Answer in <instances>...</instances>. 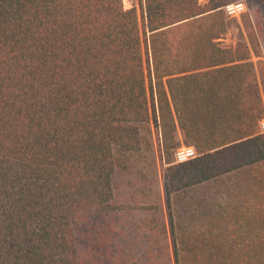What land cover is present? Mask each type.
<instances>
[{
  "label": "trees",
  "instance_id": "trees-1",
  "mask_svg": "<svg viewBox=\"0 0 264 264\" xmlns=\"http://www.w3.org/2000/svg\"><path fill=\"white\" fill-rule=\"evenodd\" d=\"M230 1L0 0V264H182L172 196L264 160L251 23L250 46L218 41ZM156 154L169 235L160 199L117 196Z\"/></svg>",
  "mask_w": 264,
  "mask_h": 264
},
{
  "label": "rangeland",
  "instance_id": "rangeland-1",
  "mask_svg": "<svg viewBox=\"0 0 264 264\" xmlns=\"http://www.w3.org/2000/svg\"><path fill=\"white\" fill-rule=\"evenodd\" d=\"M206 1L198 0L201 4ZM232 1L243 2L245 10L236 17H229L235 18L236 22L231 25L225 34L218 38V41L223 47L235 48L239 42H246L250 46L244 20L250 22L251 29L253 28L258 41L257 53L251 54V60L256 68L258 82H260L261 77L264 79V0ZM135 3L140 20V0H135ZM259 120L257 122L258 130ZM156 145L154 141L153 152L155 153H157ZM156 162L157 175L152 182L143 180L138 176L139 170L146 168L145 172L152 178L145 158L135 160L133 170L121 172L117 177V196L120 200H124V204H128L127 202L132 203V200L128 201L132 197L134 198V204L138 206L141 203L147 204L140 192V189L143 188L150 205L148 213L154 211L153 205L160 199L169 235L168 211L165 206L161 176L164 161L157 154ZM250 175L251 173L248 171L223 175L211 179L210 182L212 183L194 185L172 196L171 212L176 222L175 230L180 263L261 264V262H264V258L259 255L261 253L257 254L256 257L254 255L255 251L264 253V199L241 204L240 200L234 199V196L231 197L228 193L227 184L221 183L252 179ZM125 212L120 213L123 220L121 222L122 229H126L125 225L127 224L124 225L123 222L128 220L125 217L127 212ZM134 212L136 218L132 220L140 217L145 218V215L148 214L142 208H137ZM241 240L244 241L241 242ZM242 255H245V259H241Z\"/></svg>",
  "mask_w": 264,
  "mask_h": 264
},
{
  "label": "crops",
  "instance_id": "crops-1",
  "mask_svg": "<svg viewBox=\"0 0 264 264\" xmlns=\"http://www.w3.org/2000/svg\"><path fill=\"white\" fill-rule=\"evenodd\" d=\"M256 69V68H255ZM256 71V70H255ZM264 117V113H263ZM262 117V118H263ZM184 145V144H181ZM243 171H248L251 173L252 179L247 180H236V181H227L221 182L227 184L228 193L231 197L234 196V199L240 200L241 204H245L246 202H255L260 199H264V160L257 162L255 164L243 167L239 170L233 171L226 175L237 174ZM212 183L210 180L201 182L200 184ZM216 183V182H213ZM220 183V182H217ZM229 195V196H230ZM248 205V204H247Z\"/></svg>",
  "mask_w": 264,
  "mask_h": 264
},
{
  "label": "built area",
  "instance_id": "built-area-1",
  "mask_svg": "<svg viewBox=\"0 0 264 264\" xmlns=\"http://www.w3.org/2000/svg\"><path fill=\"white\" fill-rule=\"evenodd\" d=\"M222 10L228 17H236L245 10V5L241 1H231L222 7ZM259 131L264 132V117L259 120ZM197 152L193 146L181 145L174 149V162H183L194 158Z\"/></svg>",
  "mask_w": 264,
  "mask_h": 264
}]
</instances>
